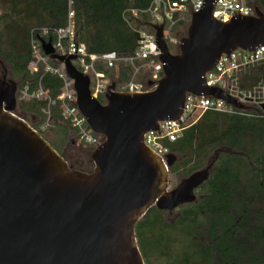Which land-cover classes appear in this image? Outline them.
<instances>
[{"label":"water","instance_id":"95a60500","mask_svg":"<svg viewBox=\"0 0 264 264\" xmlns=\"http://www.w3.org/2000/svg\"><path fill=\"white\" fill-rule=\"evenodd\" d=\"M216 0L193 15L179 51L172 54L155 27L165 64L155 90L116 92L106 103L94 98L89 76L72 63L76 56L43 50L64 64L74 81L78 107L103 143L94 149L93 171L70 166L61 154L17 115L19 85L0 79V264H145L136 228L152 208L167 213L198 201L196 191L210 179L216 159L169 189L178 157H159L144 136L165 121H179L186 96L212 97L247 110L227 93L208 88L206 74L223 55L264 46V13L229 23L213 18ZM149 85H153L152 82Z\"/></svg>","mask_w":264,"mask_h":264},{"label":"trees","instance_id":"16d2710c","mask_svg":"<svg viewBox=\"0 0 264 264\" xmlns=\"http://www.w3.org/2000/svg\"><path fill=\"white\" fill-rule=\"evenodd\" d=\"M152 1L0 0V53L13 78L21 80L22 89L41 82L56 98L63 89L62 80L42 68L34 75L29 73L32 32L66 27L73 10L79 42L89 53L129 56L136 49L138 36L124 14L129 9L144 12ZM254 1L264 11V0ZM140 15L141 20L131 19L138 28L148 21L145 13ZM120 75L123 81L128 80L126 69H121ZM261 83L264 68L249 71L241 81L244 89ZM46 106L47 102L21 101L17 115L25 119L33 114L45 121ZM52 126L57 127L60 139L49 143L70 166L84 171V161L72 163L63 153L71 137L70 125L55 116ZM32 127L43 135L38 127ZM163 145L179 157L170 172H182L185 177L203 169L222 151L209 181L199 189L202 195L196 203L180 208L174 223L167 221L166 211L157 208L138 223L136 234L144 261L169 259L177 251L178 260L173 264H264V116L208 111L179 140H165ZM79 149L92 157L90 147Z\"/></svg>","mask_w":264,"mask_h":264},{"label":"built area","instance_id":"2783aa9c","mask_svg":"<svg viewBox=\"0 0 264 264\" xmlns=\"http://www.w3.org/2000/svg\"><path fill=\"white\" fill-rule=\"evenodd\" d=\"M205 4L206 0H153L144 12L127 10L124 14L125 20L138 36L136 49L129 56L117 52L89 53L87 47L79 42L75 13L70 10L66 27L37 28L32 32L31 40L32 61L29 73L34 75L42 68L45 73L57 76L63 82L61 93L52 98L39 82L34 88L31 85L21 88V100L47 102L43 109V130L51 127L55 116H58L59 120L70 125L75 131L80 143L96 149L104 139L92 131L81 113L74 81L68 76L65 65L55 62L45 54L42 41H51L54 53L59 56H76L72 61L73 65L89 76L92 96L105 104L106 94L113 83L116 84L115 91L120 93L143 94L155 90L163 77L165 66L160 60L162 51L157 43L155 27L163 28V40L170 52L177 54L193 15L200 13ZM256 8L264 13L254 0H216L213 18L229 23L238 16L255 17ZM140 13H145L148 21L138 28L131 23V19L141 20ZM261 67L264 68V46L253 51L237 49L229 55H223L216 66L206 74V85L208 88H217L227 93L246 106L247 110H238L221 99L188 93L181 119L161 122L159 131H151L144 136L145 145L165 159L170 151L163 145V141L176 142L186 129L194 126L208 111L248 117L264 116V83L252 89H244L241 85L244 75ZM121 69L128 71L127 81L121 79ZM150 82L153 85H149Z\"/></svg>","mask_w":264,"mask_h":264},{"label":"rangeland","instance_id":"374dc122","mask_svg":"<svg viewBox=\"0 0 264 264\" xmlns=\"http://www.w3.org/2000/svg\"><path fill=\"white\" fill-rule=\"evenodd\" d=\"M187 36V34L185 35V37ZM261 69H263L261 67ZM0 75H1V72H0ZM11 79V78H9ZM15 82L18 83L19 85V92H18V107L16 109V113H20V108H21V81L17 80V79H13ZM254 110V109H253ZM25 119L28 120L29 124L31 126H36L38 127L42 132H43V136L45 137V139L48 141V142H58L59 139H60V135L58 133V129L57 127L55 126H51V127H48L46 129H42L45 122L41 120L40 117L38 116H34L33 114H28V115H25L24 116ZM80 146H85V147H89V146H86L82 143H80L77 139V136H76V133L75 131L72 129V132H71V137H70V140L67 144V147L63 149V153H64V156L69 160L71 161L72 163H77V161L81 160V161H84V168L85 170L82 171V172H85L86 173H89L90 171H93L94 169V163L92 161V157L91 158H88L85 153L80 150ZM91 148V147H90ZM93 151L94 149L91 148ZM91 151V152H93ZM179 158V157H178ZM212 161V158L210 159L209 163ZM207 166V165H206ZM206 166L204 168H206ZM203 168V169H204ZM185 178V176L182 174V172H177V173H169V189L172 190L174 188H176L178 186V184ZM196 195L197 197L199 198L202 193L200 192V190H197L196 191ZM179 212V209L176 210L175 212L173 213H167V221H170L172 223L175 222L176 218H177V214ZM176 252H173L172 255H171V258H167V257H151L149 259V261H145V264H173V262H175L176 260H178V257L176 256Z\"/></svg>","mask_w":264,"mask_h":264},{"label":"flooded vegetation","instance_id":"af4514ba","mask_svg":"<svg viewBox=\"0 0 264 264\" xmlns=\"http://www.w3.org/2000/svg\"><path fill=\"white\" fill-rule=\"evenodd\" d=\"M0 72H1L0 79L2 81H4V82L14 81V80H12L13 75H12V72L10 70V67L6 63L5 59L2 57L1 53H0ZM9 78H11V79H9ZM19 81H21V80H19ZM21 84H22V82H21ZM178 160H179V158H178ZM177 216H179V214H177Z\"/></svg>","mask_w":264,"mask_h":264}]
</instances>
